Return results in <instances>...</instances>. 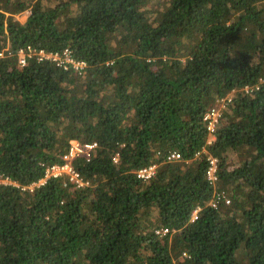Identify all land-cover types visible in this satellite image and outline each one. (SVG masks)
<instances>
[{
    "label": "trees",
    "instance_id": "obj_1",
    "mask_svg": "<svg viewBox=\"0 0 264 264\" xmlns=\"http://www.w3.org/2000/svg\"><path fill=\"white\" fill-rule=\"evenodd\" d=\"M7 47L0 264H264V0H0ZM29 47L69 49L86 73L20 67ZM234 91L206 148L219 159L214 187L208 154L195 156L205 113ZM73 141L98 144L73 164L90 186L59 178L22 190ZM152 165L151 179L137 177ZM216 191L231 204L210 205Z\"/></svg>",
    "mask_w": 264,
    "mask_h": 264
},
{
    "label": "built area",
    "instance_id": "obj_2",
    "mask_svg": "<svg viewBox=\"0 0 264 264\" xmlns=\"http://www.w3.org/2000/svg\"><path fill=\"white\" fill-rule=\"evenodd\" d=\"M12 54L9 51V47L0 51V59H4L10 57ZM31 59H37L38 62L49 61L53 63L57 68L63 70L64 72L72 71L74 74L78 76H83L86 73L88 65L85 61H81L76 59L73 56L72 51L69 49L64 50L63 52L53 53L46 52L45 50H36L32 47L27 49H22L18 53V63L20 67H25L28 64V61ZM259 90V86H246L242 90L245 95H254L256 91ZM236 91L231 93L230 95L217 100L216 104L207 110L204 115L203 121L207 130V142L206 147L203 148L200 152H198L195 156V159H200L202 156L208 154L207 146H212L217 140V131L220 127L223 115L228 109L229 105L232 103L234 95ZM98 147L97 143H87L82 144L78 141H73L70 145L68 153L64 156L63 164H54L48 165L46 167L45 176L40 179L38 182H35L27 187H22L23 191H33L36 188H39L47 183L50 179H59L66 178L67 181L74 185L76 189H82L90 186V182L87 181L75 168L74 162L75 160L82 158L90 161L95 155L96 149ZM181 156L177 153H172L168 160H179ZM115 163L118 162V156L114 159ZM207 160V172L206 177L207 180L211 183V185L217 186V182L219 181V159L213 157L212 155H206ZM158 166L152 165L146 168H143L136 172L137 177L142 180L151 179L157 172ZM8 181L4 184H13L8 179L3 180ZM2 181V183H3ZM16 185V184H15ZM18 187V185H16ZM36 186V188H33ZM221 203L226 205L231 204V200L228 198L227 193L223 192H215L214 197L210 203L214 208H218ZM200 208H197L196 211L192 215V221H196L199 216ZM169 233V230L162 229L158 230L157 234L166 235Z\"/></svg>",
    "mask_w": 264,
    "mask_h": 264
},
{
    "label": "rangeland",
    "instance_id": "obj_3",
    "mask_svg": "<svg viewBox=\"0 0 264 264\" xmlns=\"http://www.w3.org/2000/svg\"><path fill=\"white\" fill-rule=\"evenodd\" d=\"M28 15H29V11L23 13V14H20V15H17L16 16V19L21 22V23H25L28 19ZM236 159V161L238 160V157L237 156H233L232 157V160ZM235 161V162H236ZM3 181V180H2ZM1 181V182H2ZM8 181H3V183H7ZM33 188H36V186H33ZM228 195V194H227Z\"/></svg>",
    "mask_w": 264,
    "mask_h": 264
}]
</instances>
